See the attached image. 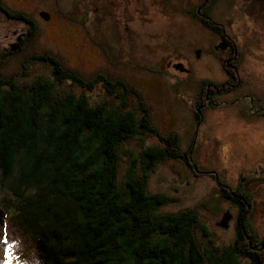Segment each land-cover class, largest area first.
Instances as JSON below:
<instances>
[{"label":"trees","instance_id":"16d2710c","mask_svg":"<svg viewBox=\"0 0 264 264\" xmlns=\"http://www.w3.org/2000/svg\"><path fill=\"white\" fill-rule=\"evenodd\" d=\"M203 26L222 29L210 21ZM35 59L51 65L52 79L21 83L0 77V220L4 214L12 220L33 255L28 260L21 242H10L5 228L7 256L15 264H264V240H258L249 221L253 196L245 188H234L215 174L220 195L237 209L235 237L221 245L210 237L198 209H168L178 199L151 191L156 164L170 159L188 164L190 147L181 148L176 132L164 138L139 92L105 73L85 80L54 54ZM221 74L218 80L225 78ZM236 74L239 78L237 72L230 75ZM63 80L82 93L58 87ZM183 80L187 90L200 86ZM98 82L118 99V107L91 104L84 91ZM130 93L138 100L137 110L126 104ZM235 94L264 106V91L252 79ZM214 102L202 113L191 111L196 124L203 123L204 111L210 115L209 109H216ZM148 133L165 146L147 145ZM130 138L142 149L122 151L128 166L119 177L121 144ZM196 228L210 238L208 244L196 236Z\"/></svg>","mask_w":264,"mask_h":264},{"label":"rangeland","instance_id":"374dc122","mask_svg":"<svg viewBox=\"0 0 264 264\" xmlns=\"http://www.w3.org/2000/svg\"><path fill=\"white\" fill-rule=\"evenodd\" d=\"M182 1L168 0L163 3L156 0L155 7L161 15H156L157 11L153 8V3L144 6L150 18L138 21V35L133 39L123 40L113 35L104 37L111 45L108 50L110 55L116 60L112 64L114 70H109L110 64L107 63L106 58H103L104 67L99 69L97 61L100 56L85 43L83 32L76 34L72 26L65 24L69 21L67 17H74L76 11H70L69 8L77 6V4L69 6L68 0L59 1L63 14L59 13L58 23L59 36L68 44L57 51L45 48L42 51L59 57L66 67L78 71L85 80L93 79L97 73H105L113 80L118 78L125 80L128 87L134 88L133 90L141 94L150 110L153 125L164 135V138L168 139L167 135L176 132L180 135L178 143L181 148L188 150L187 148L190 147L188 164L181 159L160 161L150 173L148 183L152 192L167 193L178 199L177 202L169 205L168 209H198L203 222L209 228L210 237L217 245L232 241L235 237L233 223L237 209L220 195L215 177L218 173L224 183L234 188L240 186L252 194L249 221L254 227L258 240L262 241L264 240V106L259 105V99L257 103L255 100L246 103L244 98L237 99L236 94H227L223 97L216 95L217 102L220 98L222 100L226 98L224 101L227 102L218 109L216 106V109H209L210 115L204 111L203 123H195L191 112L194 104H191V101L197 99L205 102L206 95L204 92L198 94L199 86L195 89L190 87L191 89L188 90L183 88L184 76L181 72L170 68L167 65L168 60L181 61L191 53L193 69L202 70L195 71L192 77L203 72L218 80L223 75L218 60L211 62L213 68H208L205 63L203 64L205 58L196 57L199 54L195 56L192 53L193 48L204 43L210 35L198 23L184 17ZM197 1L187 0L185 6L190 7ZM78 3H80L78 6L82 7V2ZM212 16L223 24L235 40H245L246 60L241 69V76L245 80L252 79L256 89L263 93L264 0H218L214 5ZM96 22L97 19L94 24ZM114 22L113 27L116 26V30H119L118 22L115 20ZM3 23L0 22V28ZM248 27L252 31H249ZM39 46L40 44L34 40V43L29 44L24 51L5 58L0 64V77H14L21 83L31 82L38 76L52 79V67L47 62H32L26 68L22 67V62L30 48L38 49ZM79 57L89 60L91 64H82ZM110 71L114 76L110 75ZM57 86L76 94L82 93L80 87L72 85L68 80H63ZM84 92L91 104L106 102L110 109L119 106L118 99L109 94L99 82L92 90ZM184 95L187 99L183 98ZM126 104L130 109H138V100L132 93L127 95ZM145 141L149 146H165L151 133L146 134ZM141 149V142L137 139L130 138L121 144L119 177L123 176L128 166V158L122 154V151L132 150L139 153ZM224 214L230 217L226 219ZM222 222H227L228 225L224 227ZM5 228L9 231L10 242L18 244L21 242L20 250L24 249L26 258L32 259L33 255L27 247L28 244L19 239L20 234L13 226L12 220L4 214L0 220V264H15L11 256L5 255L6 246L3 237ZM196 236L208 244L210 238L204 237L197 228Z\"/></svg>","mask_w":264,"mask_h":264},{"label":"flooded vegetation","instance_id":"af4514ba","mask_svg":"<svg viewBox=\"0 0 264 264\" xmlns=\"http://www.w3.org/2000/svg\"><path fill=\"white\" fill-rule=\"evenodd\" d=\"M59 1L60 0H0V22H4L3 26L0 28V55H4V60L9 56L24 51L29 44L34 43V40H36L40 46L38 49L32 50L30 48L29 53L22 62L23 68L30 66L32 62H40L35 59V57L39 54H46V52L42 51L44 48L54 51L65 48V45L68 43L59 36V13H62V9L59 7ZM80 1L82 2V7L78 6V4H80L78 2ZM155 1L156 0H68L69 6H75L76 4L77 6L69 8L70 11H76L73 14L74 17H67L69 21L65 24L72 26L74 28L73 32L76 31V34L78 32H83L85 43L96 50L100 56V59L97 61L99 62V69L104 67L103 58H106L107 63L110 64L109 69L114 70L112 64L116 60L110 55L108 50L111 45L104 37L113 35L117 38L121 37L123 40L133 39V37L138 35V21L140 19L147 20L150 18L148 10H144L143 7L148 3H153V8L156 10ZM157 1L165 3V1L168 0ZM186 1L187 0L182 1V9H184L182 14L184 17H188L191 21L198 23L201 28L205 29L208 35H210L204 43H201L197 48H193L192 53L196 56V52L199 50V56L196 57L205 58L203 64L205 63L204 65H207L208 68H213L211 62L218 60L221 68L220 72H223L225 77V80H217L214 76L206 73L204 74L203 72L202 74L196 72L200 76L193 75V77H191L195 71H202L199 68L193 69L191 53L181 61L177 60V62H173L168 60L167 65L181 72L182 75L185 76V81H190L194 85L200 82L198 94L204 92L206 101L201 102L197 99L191 101V104H194L193 110L196 113L201 109L204 110L209 104H212L216 95L220 97L227 94L235 95L236 90H241V88L244 87L245 79L241 76V69H243V64L246 60L244 56L246 52L244 46L239 45L242 41L235 40L228 33L229 31L223 27V24L217 22L213 18V8L218 0H198L190 7H188V5L187 7L185 6ZM157 12H155L156 15H161L160 12ZM95 19H97V22L94 24ZM114 20L118 22L119 30H116V26L113 27L112 23H115ZM208 21L212 22L214 26L219 25L222 27L221 31L217 32L216 30L214 31L215 28L203 27V24ZM98 23L100 25H97ZM79 58L82 64H91L89 60L82 59V57ZM176 63H180L182 69L175 68L174 65ZM232 72H237L240 77L238 78L236 74V78H234L230 75ZM227 73L230 74L227 76ZM194 76L196 78H194ZM39 77L43 76H38L37 78ZM240 80H242V85ZM238 98L240 97H237V99ZM224 100H226V98L223 100L220 98L219 102H214L215 106L219 107L223 102L226 103L227 101ZM239 100H241V98Z\"/></svg>","mask_w":264,"mask_h":264},{"label":"water","instance_id":"95a60500","mask_svg":"<svg viewBox=\"0 0 264 264\" xmlns=\"http://www.w3.org/2000/svg\"><path fill=\"white\" fill-rule=\"evenodd\" d=\"M196 53L199 54V50H197ZM174 67H175V68H178V69H182V66H181L180 63H176V64L174 65ZM229 217H230L229 215H225V218H226V219L229 218ZM220 225H221V224H220ZM227 225H228L227 222H222V226L226 227Z\"/></svg>","mask_w":264,"mask_h":264},{"label":"snow or ice","instance_id":"6c2138e0","mask_svg":"<svg viewBox=\"0 0 264 264\" xmlns=\"http://www.w3.org/2000/svg\"><path fill=\"white\" fill-rule=\"evenodd\" d=\"M5 255L6 256L8 255V248L7 247L5 248Z\"/></svg>","mask_w":264,"mask_h":264}]
</instances>
